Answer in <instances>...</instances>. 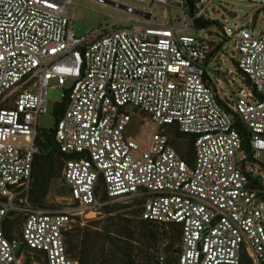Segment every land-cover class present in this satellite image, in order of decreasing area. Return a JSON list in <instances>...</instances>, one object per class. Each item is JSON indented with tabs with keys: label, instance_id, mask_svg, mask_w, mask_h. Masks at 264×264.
<instances>
[{
	"label": "built area",
	"instance_id": "2783aa9c",
	"mask_svg": "<svg viewBox=\"0 0 264 264\" xmlns=\"http://www.w3.org/2000/svg\"><path fill=\"white\" fill-rule=\"evenodd\" d=\"M217 1L264 8V0H193L190 13L185 0H142L147 22L110 20L78 38L68 0H0V264H23L21 246L33 264H79L67 245L77 210L28 202L52 80L68 90L54 138L69 156L62 177L79 210L97 214L113 200L138 198L142 220L180 228L178 264H242L245 255L264 264V30L223 26L249 85L221 99L210 82L217 53L207 63L211 42L189 33L214 20ZM159 5L176 7L178 22L149 24ZM134 114L150 119L147 141L132 134ZM234 116L249 133L251 157ZM167 127L194 137L192 165ZM101 178L107 201L97 195ZM12 213L22 226L10 240L4 222Z\"/></svg>",
	"mask_w": 264,
	"mask_h": 264
},
{
	"label": "rangeland",
	"instance_id": "374dc122",
	"mask_svg": "<svg viewBox=\"0 0 264 264\" xmlns=\"http://www.w3.org/2000/svg\"><path fill=\"white\" fill-rule=\"evenodd\" d=\"M68 9L72 17V27L75 35L78 38L87 36L91 31L98 29L106 21H115L117 23H126V22H147L141 15L137 13H130L125 8H120L118 6L112 5L108 2L100 3L98 0H68ZM123 6H132L138 11H147L149 10L147 4L142 2V0H112ZM215 11L213 13L214 21H217L223 28V26H234L240 25L245 28H248L254 33H258L264 30V8L261 5H256L250 2H215L212 6ZM155 16V21L150 20L149 24L155 25H168L171 22L176 24L178 22V10L176 7H164L159 5L158 8L152 11ZM170 16L172 19H167L166 16ZM203 33L207 36L208 40L214 44L213 48L216 45L222 43V47L217 52L216 57L213 58L209 63V70L211 71V78L216 85V91L219 92V97L221 99H227L238 94L240 88L245 87V83L242 75L237 69L236 59L237 54L234 52L233 44L229 39H226L223 33V29L216 26L205 28L203 30H192L189 33L193 35H199ZM223 55V57H221ZM74 80L68 79L65 89H69ZM49 88L47 90V108L48 112L39 117L38 127L41 131H49L54 129L56 126V121L53 115L54 107L57 103L62 102L64 90L53 86H57L55 80L50 81ZM36 89L33 90L35 92ZM131 112L135 111L130 109ZM150 119L144 114H134L133 124H132V134L142 141H147L149 138V133L152 131ZM179 143H185L183 140ZM174 144V143H173ZM175 148L177 145H175ZM177 150V148H176ZM142 201L138 198H123L116 199L108 203L109 206H113L117 209L114 212L113 216H122L126 212H133L134 210H141L142 206L139 205ZM48 211H64L68 208H74L77 210L76 219L81 220V226L87 227L88 230L94 231L96 229L110 227L111 222L107 220L108 215L105 214V210H102L100 213H91L90 211L79 210V204L70 200V191L66 183L63 181V177L59 179L58 182H55L49 191L46 203ZM111 215V216H112ZM131 218L132 216L126 215ZM121 223H124L121 221ZM95 225V226H91ZM124 225V224H121ZM73 228V225H72ZM71 228V229H72ZM70 229V230H71ZM172 233V232H170ZM20 231L15 233V236H19ZM105 234V233H104ZM97 236H103L98 234ZM81 238H78L77 242ZM182 239L179 238L176 240L174 238L172 241L165 239L159 243V246L155 248V254L158 256H164V258H170L171 253L166 251V246L172 242L173 249L179 250ZM68 245V244H67ZM99 252L94 254L96 260L95 264H101L102 257L108 259V264L111 262V259L108 256H105L104 251L108 250V245H104V240L101 238L97 242V248ZM23 264H33L34 260L32 259L33 255L28 252L26 249L20 254ZM178 256V255H177ZM36 257V256H34ZM138 259V255L136 256ZM121 259H117L119 262ZM113 264H120L119 263ZM107 264V263H106Z\"/></svg>",
	"mask_w": 264,
	"mask_h": 264
},
{
	"label": "trees",
	"instance_id": "16d2710c",
	"mask_svg": "<svg viewBox=\"0 0 264 264\" xmlns=\"http://www.w3.org/2000/svg\"><path fill=\"white\" fill-rule=\"evenodd\" d=\"M213 26L222 29V26L214 20H201L195 24V27L198 30ZM225 38L228 39L227 37ZM212 46H214V44H212ZM221 47L222 43L216 45L213 52L210 53L207 63H209L210 59L220 50ZM242 77L245 85L248 86V80L244 75H242ZM208 79L210 80V78ZM210 82L216 91V85L211 80ZM220 102L224 104L222 100H220ZM68 104V90H64L62 102L57 103L54 107L53 115L56 121V126L65 113ZM234 121L235 128L240 132L242 137L243 150L248 153L249 157H251L248 143L249 133L246 131L238 117L234 116ZM55 128L49 131H41L39 129L36 139L38 152L35 155L28 202L32 206L42 209H47V197L51 186L55 182H58L62 177L65 161L69 158V156L61 153L58 148V144L54 138ZM165 131L169 135L172 145H177V152L189 165H192L194 163V137L182 134L173 127H167ZM182 140L185 142L184 144L179 143V141L181 142ZM97 195H100L104 201L108 200L102 178L99 180ZM139 205L142 206V202L139 203ZM103 210H105V214L108 215L107 220L111 222L115 221L111 223L110 227L107 229L104 227L100 228V230L96 229L90 232L87 227L85 228L81 226V220L77 218V221L73 224V228L67 233L68 250L72 258L78 261L79 264L96 263L94 254L99 252L96 248L97 242L101 238L104 240V245H108V250H105L104 253L105 256L107 255L108 258L111 259L109 264L116 263L117 259H121L119 260L120 264H178L177 255H179V250L172 248V242L166 246V251L171 249V251H168L171 253V257L169 259L164 258V262L162 263L159 259L160 256L155 254V248H157L159 243L163 240L169 239L172 241L174 238H176V240L181 238V232L178 226H160L153 222L142 220V208L140 211L134 210L132 213L129 211L126 212V214H123L125 217L124 219L122 216L112 215L117 211V209L113 206H109L107 204ZM126 215L132 217L129 218ZM121 221L124 223H121ZM21 226V216L16 213L10 214L4 222V230L7 238L13 240L16 237L15 233L20 231ZM98 234H102L103 236L99 237L97 236ZM78 238H81V240L77 242ZM24 249L25 247L21 246L19 254H21ZM137 255L138 259H136ZM107 260L108 259L105 257H102L101 264H108ZM242 264H253V262L248 255H245Z\"/></svg>",
	"mask_w": 264,
	"mask_h": 264
},
{
	"label": "water",
	"instance_id": "95a60500",
	"mask_svg": "<svg viewBox=\"0 0 264 264\" xmlns=\"http://www.w3.org/2000/svg\"><path fill=\"white\" fill-rule=\"evenodd\" d=\"M106 2H108V3L112 4V5L118 6L120 8H125L126 9L125 6H123V5H121V4L117 3V2H114L112 0H106ZM185 2L187 3V5L189 7L190 13H192L193 12V0H185ZM136 13L138 15H141V16L144 14L143 12H140V11H137Z\"/></svg>",
	"mask_w": 264,
	"mask_h": 264
}]
</instances>
